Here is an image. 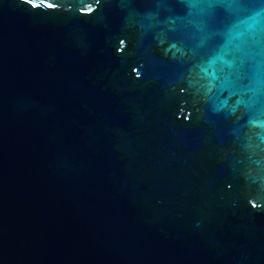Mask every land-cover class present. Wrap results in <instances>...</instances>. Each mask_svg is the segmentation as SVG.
<instances>
[{"label": "water", "instance_id": "95a60500", "mask_svg": "<svg viewBox=\"0 0 264 264\" xmlns=\"http://www.w3.org/2000/svg\"><path fill=\"white\" fill-rule=\"evenodd\" d=\"M0 264H264V0H0Z\"/></svg>", "mask_w": 264, "mask_h": 264}]
</instances>
